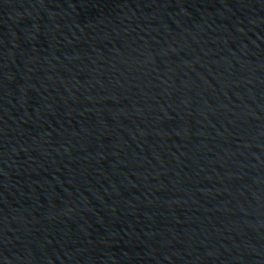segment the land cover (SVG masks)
I'll return each instance as SVG.
<instances>
[{"label": "water", "instance_id": "water-1", "mask_svg": "<svg viewBox=\"0 0 264 264\" xmlns=\"http://www.w3.org/2000/svg\"><path fill=\"white\" fill-rule=\"evenodd\" d=\"M0 264H264V0H0Z\"/></svg>", "mask_w": 264, "mask_h": 264}]
</instances>
